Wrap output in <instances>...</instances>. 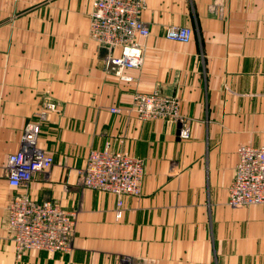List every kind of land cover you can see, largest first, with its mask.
<instances>
[{"label":"crops","instance_id":"crops-1","mask_svg":"<svg viewBox=\"0 0 264 264\" xmlns=\"http://www.w3.org/2000/svg\"><path fill=\"white\" fill-rule=\"evenodd\" d=\"M93 2L0 0V264H264V204L228 203L239 147L264 142V0H147L145 62L130 82L91 37ZM171 25L192 27V40L167 38ZM136 92L178 97L191 137L139 119ZM49 101L39 143L54 165L15 189L7 159ZM108 143L145 161L121 218L117 197L78 174ZM21 193L77 213L70 252L18 253L7 204Z\"/></svg>","mask_w":264,"mask_h":264},{"label":"built area","instance_id":"built-area-1","mask_svg":"<svg viewBox=\"0 0 264 264\" xmlns=\"http://www.w3.org/2000/svg\"><path fill=\"white\" fill-rule=\"evenodd\" d=\"M147 0H94L90 19L92 39L105 51L106 69L119 79L130 82L129 70L145 62L144 39L150 28L143 20ZM167 38L189 43L190 26L171 25ZM132 108L141 120L170 119L180 124L181 138L191 137L190 121L181 113V100L162 93L136 92ZM57 103L49 101L38 112V119L26 123L20 148L7 159L8 183L15 189L27 188L37 174L47 175L54 165L52 154L39 143L43 123ZM121 112L120 107H112ZM236 175L230 186L228 203L233 208L264 204V142L241 145L238 149ZM84 187L110 192L117 197L116 214L123 216L124 197L140 195L145 177L143 158L116 151L108 143L103 149H92L86 166L79 170ZM8 225L13 232L18 253L29 250L70 252L77 224V213L65 210L51 200H35L28 193L17 194L7 204Z\"/></svg>","mask_w":264,"mask_h":264},{"label":"water","instance_id":"water-1","mask_svg":"<svg viewBox=\"0 0 264 264\" xmlns=\"http://www.w3.org/2000/svg\"><path fill=\"white\" fill-rule=\"evenodd\" d=\"M179 127H180V124H179Z\"/></svg>","mask_w":264,"mask_h":264}]
</instances>
